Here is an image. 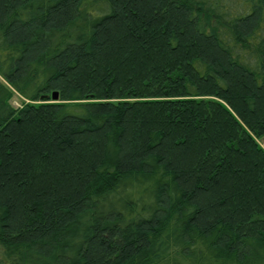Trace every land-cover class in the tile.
<instances>
[{
	"label": "trees",
	"instance_id": "obj_1",
	"mask_svg": "<svg viewBox=\"0 0 264 264\" xmlns=\"http://www.w3.org/2000/svg\"><path fill=\"white\" fill-rule=\"evenodd\" d=\"M0 264H264V0H0Z\"/></svg>",
	"mask_w": 264,
	"mask_h": 264
},
{
	"label": "rangeland",
	"instance_id": "obj_2",
	"mask_svg": "<svg viewBox=\"0 0 264 264\" xmlns=\"http://www.w3.org/2000/svg\"><path fill=\"white\" fill-rule=\"evenodd\" d=\"M51 98V97H50ZM52 100V99H51ZM25 100L20 96L18 95L17 93H14L11 100H10V103L12 106L14 107H18L22 104V102H24ZM54 102H57V101H60L58 98L56 100H52ZM262 143V142H261Z\"/></svg>",
	"mask_w": 264,
	"mask_h": 264
},
{
	"label": "water",
	"instance_id": "obj_3",
	"mask_svg": "<svg viewBox=\"0 0 264 264\" xmlns=\"http://www.w3.org/2000/svg\"><path fill=\"white\" fill-rule=\"evenodd\" d=\"M57 98H58V93H57V91L52 92V94H51V99H52V100H56Z\"/></svg>",
	"mask_w": 264,
	"mask_h": 264
}]
</instances>
